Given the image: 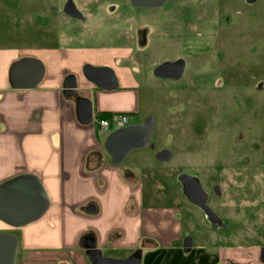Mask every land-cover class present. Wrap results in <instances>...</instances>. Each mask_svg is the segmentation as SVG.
<instances>
[{
    "label": "rangeland",
    "instance_id": "rangeland-1",
    "mask_svg": "<svg viewBox=\"0 0 264 264\" xmlns=\"http://www.w3.org/2000/svg\"><path fill=\"white\" fill-rule=\"evenodd\" d=\"M76 1L86 22L58 21L52 7L60 0H0V46L55 42L62 33L70 46L129 43L138 109L128 122L152 117L155 125L151 143L119 167L142 177L148 207L183 206L195 215L182 220L181 247L186 237L206 250L264 246V0H182L153 9L128 0ZM177 59L185 63L181 79L153 76L158 64ZM96 133L104 142L106 135ZM162 149L170 160L156 159ZM185 175L198 180L226 230L236 233H211L187 204ZM17 229L4 227L13 235Z\"/></svg>",
    "mask_w": 264,
    "mask_h": 264
},
{
    "label": "crops",
    "instance_id": "crops-1",
    "mask_svg": "<svg viewBox=\"0 0 264 264\" xmlns=\"http://www.w3.org/2000/svg\"><path fill=\"white\" fill-rule=\"evenodd\" d=\"M65 39L62 33L55 42L0 46V183L34 174L50 199L39 220L14 234L16 264H90L79 243L86 234L94 236L108 258L124 259L141 248L140 264H264L258 259L259 247L183 250L175 209L148 207L142 177L131 168L112 165L96 133H101V115L110 116L111 130L134 123L128 122L138 109L132 48L129 43L70 46ZM23 57L40 60L44 76L34 88L12 89L10 66ZM86 64L111 68L117 87L103 90L86 80ZM69 75L77 81L73 97L63 92ZM77 97L91 102L89 124L78 120ZM123 115L125 124L118 120ZM90 204L95 212L86 211ZM5 226L0 222V231Z\"/></svg>",
    "mask_w": 264,
    "mask_h": 264
},
{
    "label": "water",
    "instance_id": "water-1",
    "mask_svg": "<svg viewBox=\"0 0 264 264\" xmlns=\"http://www.w3.org/2000/svg\"><path fill=\"white\" fill-rule=\"evenodd\" d=\"M182 0H129L133 8L153 9L166 3H174ZM253 2V0H249ZM64 12L73 18H79L80 13L69 2L64 7ZM185 69V63L181 59L165 61L153 69V76L159 79L179 80ZM43 63L33 57H23L10 66L8 80L12 89H31L36 87L44 76ZM83 76L100 89L112 90L117 87V79L114 71L109 67H96L89 64L83 67ZM77 81L73 75H69L63 83V92L68 97L76 94ZM77 117L80 123L89 124L92 121V105L90 100L84 97L76 98ZM155 125L152 117H147L142 123H130L112 129L105 137L103 148L110 159V163L118 166L134 150L145 148L151 143L150 137ZM159 161H168L172 154L167 149L159 150L156 155ZM184 186V192L188 200L198 204L204 210L209 211L205 205L206 193L201 188L197 179L187 175L180 178ZM199 193L200 201H194L189 194V187ZM49 196L40 179L34 174H20L0 183V222L7 227L18 228L39 220L48 210ZM96 207L90 204L86 211L95 212ZM210 212V211H209ZM208 212V213H209ZM80 246L90 264H140L142 249L138 248L124 259H112L104 257L100 249L96 247V241L92 234H86L80 238ZM192 239L186 237L183 242V250L188 252L192 248ZM18 252V239L15 235L0 231V264H16ZM260 259L264 262V247L260 250Z\"/></svg>",
    "mask_w": 264,
    "mask_h": 264
},
{
    "label": "flooded vegetation",
    "instance_id": "flooded-vegetation-1",
    "mask_svg": "<svg viewBox=\"0 0 264 264\" xmlns=\"http://www.w3.org/2000/svg\"><path fill=\"white\" fill-rule=\"evenodd\" d=\"M15 1H19V0H15ZM69 2H71L75 6V8L77 9V11L80 13L81 16H79V18L70 17L69 15H67L64 12V7ZM129 4H130V2H129ZM139 9H141V8H139ZM52 13L56 16V18H57V16H65V17L70 18L72 20H78V21H81V22H86V15L83 12V10L80 8V6H78V3H77L76 0H60V5L58 7H52ZM140 35H142V38H141V40L138 39L137 42H141V41H143L145 39V37H144L145 36V33L144 32L139 33V36ZM180 184L182 186L183 194H184V196L186 198L187 204H189L190 207H193V209L199 210L202 213L203 218H205L204 221L212 229V232L211 233H213V232H215V233L216 232L217 233H236V232H234V230L233 231L232 230H226V224L223 223L222 220L220 219L221 216L219 215V211L217 209L218 207L213 206V204L211 203L212 196L210 197L209 194L206 191H204V192H206V197H205L204 203L208 207V210L210 211L209 212V211L204 210L198 204L193 203L190 200H188L187 197H186V195H185V192H184V186L182 185L181 182H180ZM189 188L190 189H188V192L193 197L194 201H200L199 193L196 190H194V188H191V186ZM212 192H213V195L218 199V197L216 196V193H214L213 189H212ZM219 193H220V196H221L222 193L221 192H219ZM221 206H223L222 208L224 210H228V208H229L226 205V203L225 204H221ZM174 209H175L176 220L179 221V222L181 221V223H182V220L184 218L186 219V218L192 217V218L196 219L195 215H193L192 212L189 209H187L185 207L183 208V206H176V207H174ZM247 216L249 218V214L248 213H247ZM254 216H255V212L253 213V217H252L253 219L255 218ZM252 218H250V219H252ZM216 222H218V223H216ZM262 247H264V246L259 247V250H261Z\"/></svg>",
    "mask_w": 264,
    "mask_h": 264
},
{
    "label": "built area",
    "instance_id": "built-area-1",
    "mask_svg": "<svg viewBox=\"0 0 264 264\" xmlns=\"http://www.w3.org/2000/svg\"><path fill=\"white\" fill-rule=\"evenodd\" d=\"M118 120L120 121L121 124H125V122L127 121V117L123 115V116H120ZM98 124H99L101 133L108 134L111 131V123L109 120L107 119L99 120Z\"/></svg>",
    "mask_w": 264,
    "mask_h": 264
},
{
    "label": "trees",
    "instance_id": "trees-1",
    "mask_svg": "<svg viewBox=\"0 0 264 264\" xmlns=\"http://www.w3.org/2000/svg\"><path fill=\"white\" fill-rule=\"evenodd\" d=\"M100 118H103V119H107V120H109L110 116H109V115H101Z\"/></svg>",
    "mask_w": 264,
    "mask_h": 264
}]
</instances>
